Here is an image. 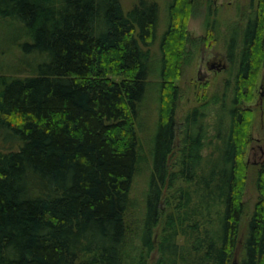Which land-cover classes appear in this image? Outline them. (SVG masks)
Returning <instances> with one entry per match:
<instances>
[{"label":"trees","instance_id":"16d2710c","mask_svg":"<svg viewBox=\"0 0 264 264\" xmlns=\"http://www.w3.org/2000/svg\"><path fill=\"white\" fill-rule=\"evenodd\" d=\"M192 10L172 0L155 56L156 0H0V56L11 59H0V264H149L153 251L154 264H237L264 0H252L241 46L236 32L228 42L231 61L240 46L228 104L226 81L213 128L194 107L171 163ZM252 167L257 198L238 264H264V160Z\"/></svg>","mask_w":264,"mask_h":264},{"label":"rangeland","instance_id":"374dc122","mask_svg":"<svg viewBox=\"0 0 264 264\" xmlns=\"http://www.w3.org/2000/svg\"><path fill=\"white\" fill-rule=\"evenodd\" d=\"M160 4L161 14L159 27L157 31V39L151 48V54L159 55L160 39L164 31L168 27V13L172 0H156ZM193 10L187 21V29L189 38L186 43L184 53L183 74L175 80L180 87L177 107L175 110V128L177 138L173 146V154L171 163L179 157V151L182 148V127L184 125L186 115L194 108L198 107L206 111V123L211 130L214 123L218 120V112L222 111V101L225 83H230V89L227 96V104L231 98V84L237 75L239 63V50L241 46V38L245 23L252 11V0H191ZM215 31L211 33L209 30ZM236 32L239 38V45L235 59L231 61L227 54V46L231 34ZM211 33V34H209ZM3 34L0 30V45L3 42ZM264 40V37H263ZM216 58L221 59L224 63L223 68L209 67L207 62ZM2 62H9L8 51L5 55L0 56ZM157 67V66H156ZM157 69V68H156ZM151 84L158 80V73L150 76ZM159 83V82H158ZM261 85L263 86L261 88ZM155 91L151 92L142 109V123L147 126V140L150 138L153 130V124L156 120L158 111V89L154 86ZM264 91V64L259 70L257 83L254 91V99L249 103L250 107L255 110V117L252 125V141L247 151L246 160L250 164V173L247 179L243 202L245 203V212L240 223L239 236L236 246V263L242 258L243 240L248 232V222L253 211V206L257 198L256 181L253 173V165H261L264 160L260 156V147L264 151V98L260 102V93ZM204 96H206L204 98ZM212 133V131H211ZM210 134V133H209ZM145 176L138 175L134 181L131 197L135 205L139 204V208L134 209L140 211L143 206ZM168 189L166 188L165 191ZM168 194V193H166ZM161 206L164 208V215L169 212L166 205V198L163 199ZM164 221V219H163ZM163 221L154 229V237L157 238L161 229L164 227ZM157 251H153L148 262L154 264L156 261ZM236 258V257H235Z\"/></svg>","mask_w":264,"mask_h":264},{"label":"flooded vegetation","instance_id":"af4514ba","mask_svg":"<svg viewBox=\"0 0 264 264\" xmlns=\"http://www.w3.org/2000/svg\"><path fill=\"white\" fill-rule=\"evenodd\" d=\"M236 56H238L237 54H236ZM238 58H239V56H238ZM207 64L209 65V67H211V68H213V67H217V68H223V65H224V63L221 61V59H219V58H216V59H214V60H212V61H209V62H207ZM263 86L261 85V88H262ZM263 98H264V91H261V93H260V98H259V100H260V102H262V100H263ZM252 150L253 149V147L251 146L250 148H249V150ZM263 153H264V151H263V148H261L260 147V156H263Z\"/></svg>","mask_w":264,"mask_h":264}]
</instances>
